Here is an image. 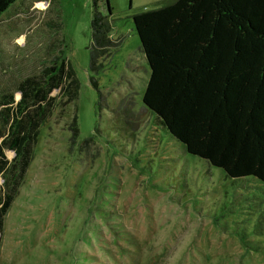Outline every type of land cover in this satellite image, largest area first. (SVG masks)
Listing matches in <instances>:
<instances>
[{
  "label": "rangeland",
  "instance_id": "rangeland-1",
  "mask_svg": "<svg viewBox=\"0 0 264 264\" xmlns=\"http://www.w3.org/2000/svg\"><path fill=\"white\" fill-rule=\"evenodd\" d=\"M168 1L97 0L110 38L121 40L97 75L89 69L92 0H16L1 15L0 126L5 96L17 102L19 83L44 68L69 65L79 90L67 105L51 92L54 107L22 179L11 166L0 176V197L13 196L0 264H264L263 183L233 181L188 155L149 112L133 139L110 129L122 98L139 112L150 74L132 16ZM4 153L10 165L14 154Z\"/></svg>",
  "mask_w": 264,
  "mask_h": 264
},
{
  "label": "trees",
  "instance_id": "trees-1",
  "mask_svg": "<svg viewBox=\"0 0 264 264\" xmlns=\"http://www.w3.org/2000/svg\"><path fill=\"white\" fill-rule=\"evenodd\" d=\"M15 1L0 0V17ZM96 3L92 0L88 46L89 69L95 75L99 61L121 43L110 38V22ZM132 23L150 74L139 112L122 98L110 129L133 139L136 122L149 112L188 155L233 181L253 177L264 184V0H169L133 15ZM17 89L19 100L5 96L2 104L0 176L11 166L20 179L38 130L54 107L51 92L59 89L67 105L76 101L79 84L70 66L61 62L25 78ZM70 131L75 139L76 116ZM6 150L14 154L10 165ZM12 200L3 191L0 230Z\"/></svg>",
  "mask_w": 264,
  "mask_h": 264
},
{
  "label": "water",
  "instance_id": "water-1",
  "mask_svg": "<svg viewBox=\"0 0 264 264\" xmlns=\"http://www.w3.org/2000/svg\"><path fill=\"white\" fill-rule=\"evenodd\" d=\"M106 2H107V0H105ZM108 7V6H107ZM109 13V12H108ZM136 32V31H135ZM137 35V34H136ZM138 37V36H137ZM138 40H139V38H138ZM139 43H140V40H139ZM140 49H141V43H140ZM142 51V50H141ZM143 53V52H142ZM148 64V63H147ZM148 67H149V65H148Z\"/></svg>",
  "mask_w": 264,
  "mask_h": 264
},
{
  "label": "bare ground",
  "instance_id": "bare-ground-1",
  "mask_svg": "<svg viewBox=\"0 0 264 264\" xmlns=\"http://www.w3.org/2000/svg\"><path fill=\"white\" fill-rule=\"evenodd\" d=\"M39 6H41V8H43V9L45 8V6L43 4H40Z\"/></svg>",
  "mask_w": 264,
  "mask_h": 264
}]
</instances>
